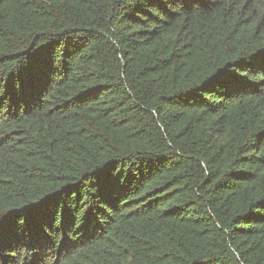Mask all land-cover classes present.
Instances as JSON below:
<instances>
[{
  "label": "trees",
  "instance_id": "trees-1",
  "mask_svg": "<svg viewBox=\"0 0 264 264\" xmlns=\"http://www.w3.org/2000/svg\"><path fill=\"white\" fill-rule=\"evenodd\" d=\"M0 264H264V0H0Z\"/></svg>",
  "mask_w": 264,
  "mask_h": 264
}]
</instances>
